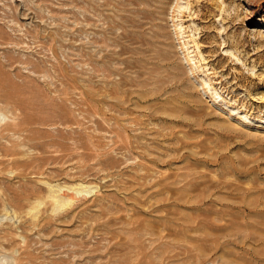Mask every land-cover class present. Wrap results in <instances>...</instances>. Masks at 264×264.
Instances as JSON below:
<instances>
[{
  "label": "rangeland",
  "instance_id": "1",
  "mask_svg": "<svg viewBox=\"0 0 264 264\" xmlns=\"http://www.w3.org/2000/svg\"><path fill=\"white\" fill-rule=\"evenodd\" d=\"M174 3L0 0V264H264V0Z\"/></svg>",
  "mask_w": 264,
  "mask_h": 264
},
{
  "label": "bare ground",
  "instance_id": "2",
  "mask_svg": "<svg viewBox=\"0 0 264 264\" xmlns=\"http://www.w3.org/2000/svg\"><path fill=\"white\" fill-rule=\"evenodd\" d=\"M155 3H162V0H153ZM149 2V1H148ZM178 2L179 0H175V3L173 4L174 5V8H177L179 7L178 6ZM155 5V9L158 10L159 8H161V12L163 11H166L165 8L166 7H162V6H159V5ZM168 10V9H167ZM153 12V11H152ZM160 13V12H159ZM172 21L174 22L176 28H177V38L178 40L180 39L181 36H184V33H183V30L182 28L183 27H179V24H178V21L174 19V17H172ZM2 27V26H1ZM3 29V28H2ZM2 29L0 28V39L3 38V31ZM171 34V33H170ZM6 39V38H5ZM181 50L183 51V53H185L186 51L189 52V45L188 43L184 40L181 42ZM185 57L187 60L190 61V56L189 54H185ZM204 89L205 88H209V93L212 95V96H215L217 95L218 96V91H216V89L212 88L209 83L207 81L204 82ZM216 96V97H217ZM215 97V98H216ZM1 108H0V135H4V132L6 131H18L20 130L21 128V123H16V124H10V123H7L5 124L4 126H1L2 124V112H1ZM15 115V114H14ZM230 115L231 116H235L236 118H238L239 120L241 121H246L244 120V118H242L241 116H239V112H237L236 110L232 109V111H230ZM3 133V134H2ZM15 148V147H12V149ZM63 191V188H61L60 186H51V190H50V195L49 197L52 198L56 203L57 207H63V206H66V205H69L70 204V200L64 198L61 194V192ZM81 193V192H79ZM72 203V202H71Z\"/></svg>",
  "mask_w": 264,
  "mask_h": 264
}]
</instances>
